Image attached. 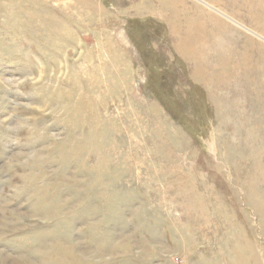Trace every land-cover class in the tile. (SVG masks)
Segmentation results:
<instances>
[{
  "label": "rangeland",
  "instance_id": "rangeland-1",
  "mask_svg": "<svg viewBox=\"0 0 264 264\" xmlns=\"http://www.w3.org/2000/svg\"><path fill=\"white\" fill-rule=\"evenodd\" d=\"M0 264H264V0H0Z\"/></svg>",
  "mask_w": 264,
  "mask_h": 264
}]
</instances>
